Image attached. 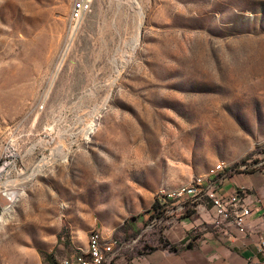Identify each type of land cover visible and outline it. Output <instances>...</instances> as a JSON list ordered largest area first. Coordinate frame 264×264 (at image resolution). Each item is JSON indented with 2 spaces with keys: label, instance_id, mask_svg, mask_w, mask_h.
<instances>
[{
  "label": "rangeland",
  "instance_id": "obj_1",
  "mask_svg": "<svg viewBox=\"0 0 264 264\" xmlns=\"http://www.w3.org/2000/svg\"><path fill=\"white\" fill-rule=\"evenodd\" d=\"M76 1L0 0V150L15 127L23 189L0 264H58L93 229L122 264L165 217L217 230L211 203L175 199L264 169V0Z\"/></svg>",
  "mask_w": 264,
  "mask_h": 264
},
{
  "label": "crops",
  "instance_id": "obj_2",
  "mask_svg": "<svg viewBox=\"0 0 264 264\" xmlns=\"http://www.w3.org/2000/svg\"><path fill=\"white\" fill-rule=\"evenodd\" d=\"M219 180L221 177L216 182ZM239 185L249 189L248 201L259 198L262 204L261 211L253 212L247 219L244 235L235 233L234 238H227L218 228L213 231L199 229L197 235L189 234L186 243L190 240L192 247L188 248L180 241L190 233L191 228L201 225L202 219L188 221L187 218L165 217L162 219L165 222L163 239L177 243L180 249H148L122 264H257L262 258L260 249L264 247V169L229 174L223 181L226 191ZM213 219L212 212L206 222H212Z\"/></svg>",
  "mask_w": 264,
  "mask_h": 264
},
{
  "label": "built area",
  "instance_id": "obj_3",
  "mask_svg": "<svg viewBox=\"0 0 264 264\" xmlns=\"http://www.w3.org/2000/svg\"><path fill=\"white\" fill-rule=\"evenodd\" d=\"M88 5L83 0H78L73 6V13L80 14L87 9ZM16 128L11 129L0 150V210L5 211L12 206L13 191L20 189L14 183L20 170L17 165L19 153L15 141ZM230 174V173H229ZM229 174L221 170V180L214 182V185H208V188H199L198 175L196 186L186 189V192L180 193V200L190 203L189 205L204 209L205 202L211 203L214 219L213 225L220 229L227 238H234L237 234L246 233L247 219L255 211H261L262 204L259 198L248 201L249 189L239 185L231 191L223 188V181ZM159 200H166L164 196L159 195ZM115 241L104 237L98 229L89 232L86 239L85 250L75 252L65 256L58 264H107L116 254L117 247ZM262 258L257 264H264V247L260 249Z\"/></svg>",
  "mask_w": 264,
  "mask_h": 264
},
{
  "label": "trees",
  "instance_id": "obj_4",
  "mask_svg": "<svg viewBox=\"0 0 264 264\" xmlns=\"http://www.w3.org/2000/svg\"><path fill=\"white\" fill-rule=\"evenodd\" d=\"M167 197L169 198L168 195H167ZM167 197H166V199H167ZM175 200L180 201V198L175 199ZM160 205H161V201L156 199L152 203L151 207H152V209L158 210ZM189 236L190 235L188 233V235L183 240L180 241V244L185 243V247H188V248L192 247V243L190 240L186 243V240ZM161 242H162V244L160 245V247H151V250H155L157 248H160V249L164 248V249H168L169 251H178L180 249V247L177 243H171L168 240L163 239V238L161 239Z\"/></svg>",
  "mask_w": 264,
  "mask_h": 264
},
{
  "label": "bare ground",
  "instance_id": "obj_5",
  "mask_svg": "<svg viewBox=\"0 0 264 264\" xmlns=\"http://www.w3.org/2000/svg\"><path fill=\"white\" fill-rule=\"evenodd\" d=\"M62 157H63V156H62ZM65 157H66V156H65ZM63 159H64V158H63ZM199 182H201V181H199ZM22 190H23V189L20 188V189H18V190H16V191H13V192H12L11 197H13V204L16 203V202L19 200L21 194L23 193ZM164 198H166V197H164ZM159 201H165V200H159ZM13 204H12V205H13ZM9 208H10V207H9ZM9 208H7V209H9ZM8 211H9V210H8ZM0 220H2V216H0Z\"/></svg>",
  "mask_w": 264,
  "mask_h": 264
}]
</instances>
